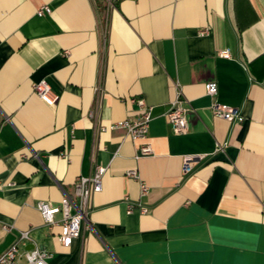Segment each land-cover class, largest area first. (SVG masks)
Returning a JSON list of instances; mask_svg holds the SVG:
<instances>
[{
	"label": "crops",
	"instance_id": "obj_1",
	"mask_svg": "<svg viewBox=\"0 0 264 264\" xmlns=\"http://www.w3.org/2000/svg\"><path fill=\"white\" fill-rule=\"evenodd\" d=\"M42 79L53 105L32 90ZM176 86L184 133L165 117ZM134 97L152 108L138 158L144 140L109 128L137 115ZM186 155L201 157L184 173ZM96 165L102 188L62 246L60 212L46 224L37 203L75 199ZM13 243L19 264L36 246L47 264H264V0H0V252Z\"/></svg>",
	"mask_w": 264,
	"mask_h": 264
},
{
	"label": "built area",
	"instance_id": "obj_2",
	"mask_svg": "<svg viewBox=\"0 0 264 264\" xmlns=\"http://www.w3.org/2000/svg\"><path fill=\"white\" fill-rule=\"evenodd\" d=\"M49 6L44 5L39 8L36 13L43 15L50 13ZM206 29L200 30L201 34L206 33ZM221 56H229V51L221 50ZM33 92L43 101L48 104H55L58 100V95L53 92L50 84L45 80H39L32 84ZM99 91V89H98ZM217 92V84L215 81L206 84V93L214 95ZM130 102L136 105L137 115L132 118H125L123 120L114 122L109 125V128H123L127 135L133 140H144L138 145V154L136 157L146 156L152 154L151 144L146 140L149 122L151 120V106L145 102L142 97L130 98ZM212 113L226 119L227 121H242L243 116L237 108H233L226 104L213 102L211 105ZM188 110L187 102L183 98L181 90L178 86L175 88V96L169 104V108L165 113L166 120L174 133H184L187 131L186 112ZM94 111L89 112L92 116ZM105 129L106 127H102ZM220 147V146H218ZM201 155L191 156L186 155L183 158V172L187 173L192 168L193 160L200 158ZM107 167L102 165L94 166L92 172L86 176H78L73 184V199L67 193H64L59 206H50L47 202L40 201L37 203V208L41 212L44 222L50 224L54 222L53 214L60 212V242L62 246H70L72 240L80 235L81 225L86 222V215L89 210L90 195L94 192H99L102 188V177ZM126 175L130 178L139 181V190L141 195L148 192V186L140 179L136 169H129ZM127 202V212H131L134 204ZM141 212L147 211V207L137 204ZM89 227V225H87ZM4 229L9 230L8 227L3 226ZM20 238H28V231H21ZM18 255V248L16 243L11 244L5 251L0 252V264H19L16 260ZM50 253L40 247L36 246L25 253V264H47V259Z\"/></svg>",
	"mask_w": 264,
	"mask_h": 264
}]
</instances>
